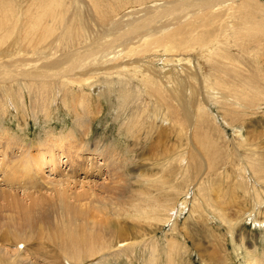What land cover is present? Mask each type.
<instances>
[{
    "label": "rangeland",
    "instance_id": "rangeland-1",
    "mask_svg": "<svg viewBox=\"0 0 264 264\" xmlns=\"http://www.w3.org/2000/svg\"><path fill=\"white\" fill-rule=\"evenodd\" d=\"M38 1L41 0H0V18H4L0 30V62L21 66L22 61L39 58V62L34 63L40 66L41 61L46 60L42 55L30 54L13 44L29 42L16 41L15 38L27 30L28 19L38 20ZM55 1L59 3L58 11L63 19L62 22L60 19L61 24L57 21L52 25L55 28L51 33H39L41 38L38 42L41 45L52 42L64 22L75 13L80 19L77 36L84 27L87 35L75 42L73 48L88 45L92 35L97 36L101 43L111 42L114 36L140 24L148 16L163 14L157 21L154 18L152 23L148 22L151 25L139 31L138 36L129 37L126 42L129 52L121 51L122 47L112 49V52H121L120 60L111 58L117 55L110 52L99 58L102 62L97 67L132 62L131 65L139 64L155 73L163 74L164 71L167 74L171 70L188 83L176 89L175 101L171 102L174 111L171 113L161 105L154 106V102L147 105L146 97L141 95L136 101L138 111L142 112L138 119L134 117V107L127 108L130 98L122 105L117 102L119 89L123 90L122 93L135 90V83L128 85L125 78H116L115 75L114 78L106 77L107 83L99 84L101 88H90L91 97H81L78 93L79 96L71 100L69 95L67 107L59 104L55 108L56 102H52L53 107L46 110V119L40 109L33 115L31 111H17L16 104L13 106L9 100L2 101L5 105L0 104V130L11 136V140L4 139L14 145L11 151L15 156L19 154L14 149L16 145H32L30 152L34 154L37 142H42L50 132L74 128L71 107L79 111L80 116L81 110L87 108L91 111L83 137L90 148L99 146L102 156L97 158V164L102 175L90 180L82 179V176L77 178L78 184L73 185L75 193L84 191L86 195L84 193L83 199L86 197L84 201L90 205L103 206V202L108 201L109 207L115 202L124 206L120 215L111 216V219L129 230L127 242L133 243V246L136 244L134 249L119 251L115 249L116 245L119 248L117 241L107 234V238L101 235L99 239L111 247L98 252L103 253L101 258H86L76 264H214L207 258L215 264H245L246 251H254L257 255L252 256L262 259L260 250L264 247V224L255 223L254 218L258 217V222L264 220V180L255 184L252 171L262 169L264 178V104L257 103L264 101V26H250L249 29L242 19L244 14H251L255 19L264 18V0L228 1L208 10H190L179 20H176L178 16L167 11L160 12L172 1L182 0ZM98 13L102 20L109 19L112 24L98 25ZM46 25L48 23L43 26ZM83 38H86L85 41ZM209 45L210 48H207ZM60 49L69 50L62 45ZM60 49L58 54L52 52L49 61L61 60L65 51ZM2 52L9 56L2 58ZM105 58L110 60L105 62ZM20 70L17 68L18 72ZM74 72H79V69ZM99 77L101 79L103 75ZM116 81L123 84L117 85ZM72 86L73 92H76L78 85ZM113 86L115 94H109L108 90H113ZM84 90L87 91V87ZM228 95L237 96L238 100L246 99L250 101L249 106L252 103L254 106L248 108L234 103L238 101L227 103L225 98ZM26 102V107H31L29 101ZM18 106L23 107L21 100ZM131 114L133 118H130ZM95 141L101 143L94 144ZM2 146L4 144H0V149L6 150ZM56 151L57 154L61 152L55 150L54 153ZM43 171L48 174V168ZM50 178L55 180L57 177L53 174ZM253 186L260 188L258 196L261 199L256 198ZM3 189L8 190L0 186V205L13 197L3 193ZM243 189L247 197L240 192ZM14 190L25 200L22 196L28 191L18 187ZM258 203H261V209L256 214L258 208L255 209L254 204L258 207ZM134 205L165 207V212H159L161 219H167L168 207L174 208L170 212L172 216L164 224L151 218L155 211L149 214L150 218L148 215L146 218L138 215L137 218L129 208ZM149 224L154 227H149ZM65 229L70 232L67 226ZM79 230L82 235L89 234L88 229L74 230L72 233L80 236L78 239L82 237ZM65 262L60 260V264H67ZM39 263L48 264L42 259Z\"/></svg>",
    "mask_w": 264,
    "mask_h": 264
},
{
    "label": "bare ground",
    "instance_id": "bare-ground-1",
    "mask_svg": "<svg viewBox=\"0 0 264 264\" xmlns=\"http://www.w3.org/2000/svg\"><path fill=\"white\" fill-rule=\"evenodd\" d=\"M228 1L232 3L235 0L172 1L171 5L162 8L160 13H162V11H167V13L173 16H178L176 20H179L182 15L188 14L190 10L191 12H198L199 10L205 9L208 10L214 6L225 4ZM38 5L40 8L37 13L38 20L28 19L27 24L29 27L27 30L15 38L16 41L26 40L29 42H13V44L20 46L19 49L21 48V50L30 54L42 55L46 60H42L40 66H36L34 63V61H38L39 58H29V60L22 61L23 64L21 66L8 63L7 61H1L0 104L5 105L3 102L9 100L12 102V105L16 104V106H13L16 107L17 111L20 109L23 111H31L33 115L36 114L38 109H40L42 111H40L41 115L46 119L48 117L46 110L49 107H53L52 102H56L55 108L59 104L67 107V102H69L67 101V98L69 95L71 96V100L75 96H79L77 95L78 93H80L81 97H86V95L87 97H91L90 93L92 90H90V88L99 86L101 82L106 84L107 78L115 75L116 78H125V83H128V85L133 82L135 83V90L122 93L123 90L119 89L118 92L120 95L118 96L117 102L119 105H122L130 98L127 108L134 107V110H136V115H134V117H136V119L140 118L142 114V112L140 110L138 111V108L136 107V101H138L141 95L146 97L147 105L154 102V106L161 105L164 110L169 111L170 113L174 111L171 102L175 101L176 89L188 84L182 80L179 74H176L175 76L171 70H169L167 74L164 71L163 74L155 73L139 64L131 65L132 62L117 63L114 66L111 64L112 66L108 65V67H97V65L99 64L100 66V63L102 62H100V59L107 56L112 52V49L116 47H122L121 51L129 52L126 49L128 46V43L126 42L129 40V37L134 36V34L136 35L142 29L146 30V27L148 28V25H151L154 18H157L154 20L157 21L162 18L163 14L161 15L158 13L153 14V16H148L140 24L129 27L126 31L114 36L111 42L101 43L97 40V36L92 35L88 45L81 48H73L75 42H77L82 36L87 35L85 32L86 27H84L80 35L77 36L76 30L78 24H80L78 14L75 13L73 17L71 16L64 22L65 25L61 28L60 33L57 34L52 42H47L45 45H41L39 44L40 42H38L41 38L40 34L42 32L48 34L51 33L55 28L52 27V25L54 23L56 24L57 21V24H61L63 18L61 19L59 15V3L57 1L41 0L40 2L38 1ZM5 8L3 10H6ZM97 17L98 25L102 26L108 24L109 19L102 20L100 13H98ZM242 21L249 29L250 26H264V18L255 19L251 14H244ZM148 22L151 23L148 24ZM47 23L48 25L44 27L43 25ZM109 24H112L111 21ZM3 25L4 18H0V30H2L1 27ZM85 39L86 38H83L84 41ZM102 42L104 41L102 40ZM40 45L42 47H40ZM60 45L65 46L66 50H69L65 51V49H63L64 52L60 49ZM207 48H210V45L207 46ZM58 49H60L61 52H64L62 53V57L58 55L61 57V60L59 61V58H57V60L54 59L55 61H49V56L52 57V52L57 53ZM112 53L117 56H111V58L120 60L121 52ZM7 55L9 56V54ZM7 55L3 52L1 54L2 58L8 57ZM106 58L105 62L110 60L108 58L106 61ZM177 61L181 62L180 59H177ZM186 62L189 61L186 60ZM86 65L89 67L87 68ZM17 68L21 70L18 72ZM77 69H79V72H74ZM98 75H103L101 79L105 77V79H103L104 81H100L101 79ZM94 78L96 79L95 82ZM116 83L120 86L123 84L120 81H116ZM73 84L78 85V90L76 92H73L72 90ZM84 87H87L88 90H84ZM108 92L109 94H115L114 86L113 90H108ZM253 99L255 100V97H253ZM20 100L23 107L18 106ZM26 100L29 101L31 107H26ZM225 100L227 103L230 101H238L234 103H238L239 105L248 108L254 106V103H252V106H249L248 104L250 101L246 99L244 100L240 98V100H238L237 96L231 97L228 95ZM257 103L258 105H262L264 104V101H257ZM144 107L142 106V108ZM71 108L74 117V128H69L66 131L62 130L57 133L50 132L45 139L43 138L42 142H37L35 146L36 149L34 147L37 151L34 154L30 152V146L32 145L27 144L29 146H24L22 144L23 147L18 145L15 146L14 149L16 152L18 151L19 154L16 153L17 156L13 155L11 150L14 145L10 144L11 142H5V139L11 140V136L9 137L6 131H3L2 129L0 130V144H4L6 148V150H4V146H2L3 149H0V186L6 187L9 190L3 189V193L9 194L7 196H13L11 199H7L6 202L0 205V264H40V259L48 264H60L61 259L66 261L65 263L67 264H76L78 261H83L86 258L93 259L97 256L101 258L103 253L99 254L98 252L108 250L111 247L110 245H105L103 243L104 240L102 242L101 239H99L101 235L105 234L119 243V248H116V245L115 249L119 251L127 250L129 248L134 249L136 243L133 246V243L127 242L129 230L127 231L124 227L119 225L118 222L111 219V216L118 217L121 210L125 209L124 206H120L115 202L116 204L110 203L112 206L109 207L107 206L108 201L103 202L105 203L103 206L90 205V203L84 201L86 197L83 199L84 191L80 194L78 191L75 193L76 191L73 185L76 183L78 184L76 181L77 178H81L82 176V179L90 180V178L92 179L102 175V170L97 164V158L99 159L102 154L98 148L99 146L94 145L90 148V145L86 144L85 137H83L85 136L87 127L86 121L88 120L89 122L90 120V115L88 113H91V111L87 110V108L85 111L81 110L80 116L79 111L73 107ZM79 108H85V106H80ZM142 111L145 112L143 109ZM132 115L133 114L130 115V118H133ZM95 143L98 142L95 141L94 144ZM100 143L101 142L98 144ZM86 145L89 147H86ZM55 150L61 152L57 154V151L54 153ZM63 166L64 168H62ZM45 168H48L47 175H45L43 171ZM244 171L245 170L243 169V172ZM252 173L251 175L255 177V179H252L255 181V184L259 181L263 182L264 178L262 177V169L260 170V168H256ZM53 174L58 179L56 178L55 180H52L53 177L50 178V176ZM111 175L116 176L114 173ZM17 187L20 188V190L23 189V191H28L22 196L25 200H22L19 197L17 191H12L13 188ZM249 188L246 189L247 192ZM252 189L253 192L256 191V198L261 199L260 196H258L261 193V190H259L260 188L258 189L253 186ZM246 190L243 189L240 192L246 196ZM183 202L182 204H185ZM157 204L159 203H156V205ZM260 204L258 203V207L256 206L257 204H254L255 207L253 206L255 209L258 208L256 214H258L261 209L259 207ZM156 205L148 207L134 205L133 208L132 206L129 208L134 211L136 217L139 215L144 218H146L147 215L149 216L151 212L155 211L154 217L151 215V218L155 221H163L165 224L166 220H169L172 216L170 212L174 206L172 209L171 207H168L167 215H165L167 216V219H161L162 217L159 212L166 211V208ZM142 211L143 213H141ZM48 216H51L52 218ZM148 218H150V216ZM223 220L225 219L223 218ZM254 221L255 223L264 224V220L258 222V217L254 218ZM66 226L70 228V232L66 231ZM148 226L154 227L152 224H149ZM78 229H88L87 232L89 234L82 235V232L79 230L82 237L81 239H78L80 236H76V234L72 233L74 230ZM100 241L101 243H99ZM5 245H12L15 248L9 249L6 248ZM19 245L20 247H18ZM260 251H262V259L260 257L259 259L253 257L252 255H257L254 251H246L245 256H247V258L245 257V264H263L264 247ZM204 255L207 257L206 252H204ZM207 259L215 264L211 258Z\"/></svg>",
    "mask_w": 264,
    "mask_h": 264
}]
</instances>
